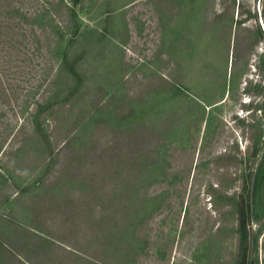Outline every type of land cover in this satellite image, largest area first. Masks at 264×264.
<instances>
[{
    "label": "rangeland",
    "instance_id": "374dc122",
    "mask_svg": "<svg viewBox=\"0 0 264 264\" xmlns=\"http://www.w3.org/2000/svg\"><path fill=\"white\" fill-rule=\"evenodd\" d=\"M263 0H0V264H264Z\"/></svg>",
    "mask_w": 264,
    "mask_h": 264
},
{
    "label": "trees",
    "instance_id": "16d2710c",
    "mask_svg": "<svg viewBox=\"0 0 264 264\" xmlns=\"http://www.w3.org/2000/svg\"><path fill=\"white\" fill-rule=\"evenodd\" d=\"M263 4H264V0H263ZM263 17H264V7H263Z\"/></svg>",
    "mask_w": 264,
    "mask_h": 264
}]
</instances>
